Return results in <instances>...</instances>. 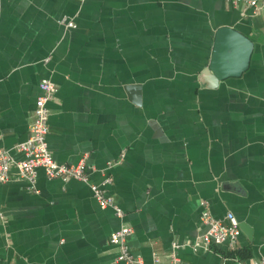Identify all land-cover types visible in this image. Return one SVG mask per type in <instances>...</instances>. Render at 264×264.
Instances as JSON below:
<instances>
[{"label": "crops", "instance_id": "obj_1", "mask_svg": "<svg viewBox=\"0 0 264 264\" xmlns=\"http://www.w3.org/2000/svg\"><path fill=\"white\" fill-rule=\"evenodd\" d=\"M250 1L0 0V149L21 158L39 82L50 81L53 160H83L95 184L110 178L124 212L42 170L32 193L12 168L0 184V264H121L109 244L121 225L144 264L153 252L168 264L175 245L180 264H220L224 248L187 247L206 231L204 202L245 226L238 257L264 262V9ZM221 26L253 50L240 76L212 85L204 72Z\"/></svg>", "mask_w": 264, "mask_h": 264}, {"label": "built area", "instance_id": "obj_2", "mask_svg": "<svg viewBox=\"0 0 264 264\" xmlns=\"http://www.w3.org/2000/svg\"><path fill=\"white\" fill-rule=\"evenodd\" d=\"M253 13L264 9V0L257 2L252 0L248 3ZM58 23L65 29H75L73 19L63 16ZM39 96L35 99L32 122L29 126L27 139L15 146L16 153L21 155L20 159L12 158L5 150L0 149V184L9 179V172L15 169L19 180L28 184V190L37 193L34 189L38 170H42L47 179H59L61 181L76 180L88 186L93 199L101 209H111L115 217L122 220L123 210L116 203L114 197L108 193L111 179L106 177L100 183H92L89 179V170L83 160L76 164H58L49 151L46 141L48 134L49 110L47 104L52 102L57 92L56 87L48 80L39 82ZM114 164L109 163L108 167ZM202 224L206 227L203 235L194 242L187 244L192 251H204L216 253L218 251L221 258L220 264H247L236 255V244L241 234L237 219L228 213L223 219L214 218L209 211L208 203H203L200 216ZM131 234V229L121 225L109 237V244L116 248V262L121 264H144L143 260L135 256L127 245V237ZM178 246H173L167 255L168 264H180L176 255ZM153 264L160 263V257L156 252L152 253ZM260 264H264L261 262Z\"/></svg>", "mask_w": 264, "mask_h": 264}, {"label": "water", "instance_id": "obj_3", "mask_svg": "<svg viewBox=\"0 0 264 264\" xmlns=\"http://www.w3.org/2000/svg\"><path fill=\"white\" fill-rule=\"evenodd\" d=\"M252 50L253 43L246 36L234 28L221 26L214 34L205 80L215 85L226 78L240 76L248 67ZM243 227L239 226L245 232Z\"/></svg>", "mask_w": 264, "mask_h": 264}, {"label": "trees", "instance_id": "obj_4", "mask_svg": "<svg viewBox=\"0 0 264 264\" xmlns=\"http://www.w3.org/2000/svg\"><path fill=\"white\" fill-rule=\"evenodd\" d=\"M236 255L238 256V253H236Z\"/></svg>", "mask_w": 264, "mask_h": 264}]
</instances>
